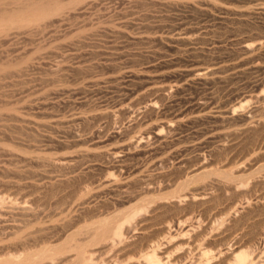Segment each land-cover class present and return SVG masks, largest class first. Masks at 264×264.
I'll return each mask as SVG.
<instances>
[{"label":"bare ground","instance_id":"obj_1","mask_svg":"<svg viewBox=\"0 0 264 264\" xmlns=\"http://www.w3.org/2000/svg\"><path fill=\"white\" fill-rule=\"evenodd\" d=\"M13 1L14 2L8 1L7 4L3 3L4 6L1 4L3 7H0V37L2 38L12 30L15 32L27 28L29 29L34 26L36 27V25L41 22L44 24L45 20L50 21V23H55L62 21L64 19L63 15L64 17L81 15L86 7L96 6L95 4L99 0ZM103 1L111 2V0ZM121 1L122 3L124 2L123 0L119 2ZM261 1L263 2V0ZM261 1L255 0L249 7H242V5L241 7H230L224 4L225 0H132L130 3H134L135 5H133L135 8H153L154 6H158V9H162L163 12H187V14L188 12H192L204 17L205 21L209 19L213 24L209 26L210 28L207 26L209 29L202 33L198 32L199 28H196V30L182 28V33L177 29L179 33L172 35L160 34L150 37L140 35L132 39L138 41L137 43L141 42L146 45L152 43L155 46H159V48L166 43L181 46L178 55L186 54L187 56H185V59H187L185 65L183 63V65H181L182 68L179 67L180 69H175V66L180 62L181 58H178L179 60L177 59L175 62H163L152 68L150 66L139 68L137 71H134L132 70L133 68L140 66L139 64L136 66L135 62H139V59L143 57L145 58V56L139 53L126 54L125 52V54H123V52L119 54L93 55V53L90 52L81 55L74 54L71 59L75 60L76 64L74 63L75 65L73 66L66 67L60 62L54 65H45L47 71L49 70L52 74L57 76L52 82L56 81V84H60L54 86V88L50 90V93L58 96L66 93L75 95L85 94V92H88L85 91L87 86L100 82H115L118 80L120 73L122 77L126 76L138 82L140 80L141 82L139 85L135 87L137 89L130 91L128 93L129 95L127 94L128 97H125L126 99H124L123 102L126 100V104L121 106L118 111L116 110L115 113L109 112L108 110L101 112L92 110L93 112L87 117H74V114L69 122L80 123L86 121L88 123H99L104 119V121L107 120L109 123L113 124L115 121H119L120 118L122 119L119 115H123L124 121L127 119L129 125L125 129H120L121 131L119 130V132L113 133V131L110 138L113 139V143L115 139L116 144L103 146L104 149H101L96 155L100 156L104 161L101 162L102 164L105 163V165H109L110 167L112 162L119 163L121 158L126 157V154L135 152H138V154L142 152L141 154H143L153 142L163 144L166 135L168 137L169 134L173 133L182 125V117L184 116L182 111L184 110L181 112L174 110L178 113H174L172 110L171 112L174 114H172V118L168 119L169 113L168 115L166 114V116L165 111L169 108L165 106L168 109L166 110L165 108V110H163L164 114L161 112L162 110L159 109L160 106L158 104L162 101H166L169 97L172 98L177 95L180 97L182 93L188 91V89L190 90V88L196 87L197 89V86L204 87V89L207 88L208 94L205 96H209L207 101L201 99L202 101L196 102L193 105V112H195L197 116L202 115L195 118L199 120L201 117H206L204 115L210 105L216 106L218 104L219 96L217 95L218 97H216V91H218V89H220V91H227L230 84L235 82L234 80L239 79L245 82V79L250 78L249 81H251V78L255 80L254 77L257 78L256 76L260 77L264 75V34L251 33L245 37H234L229 40V46L231 47L227 49L224 48L225 46H221L223 43L222 41L225 39L221 38V40L220 37L213 36L215 34L214 28L216 27L219 29V27L222 28L227 24H231L232 26L248 21V19L260 18L261 21V17L264 16V3H261ZM124 3H126V1ZM127 3L129 4L128 1ZM212 13L223 15L226 19H215V17H212ZM67 18L68 17H66V19ZM148 19H150V17ZM142 26L140 28L143 29L144 26ZM178 26L180 27L181 24H178ZM145 27L153 28L147 25ZM174 29H176V27H174ZM200 29L205 30L206 27ZM173 30L170 31L173 32ZM107 31L110 30L108 29ZM110 32L112 37L118 34L124 39L129 40V36L127 34L125 35L123 32ZM116 38H119V36ZM201 40H206L208 44L210 43L209 45H214V47L211 49L194 48L193 45H198V42ZM200 45L202 44L200 43ZM164 47H166V49L168 47L169 49V46ZM174 48L175 47H173V49ZM160 49H162V47ZM184 55L182 57H184ZM225 56L230 57L231 63L222 61V58L225 60ZM98 57L108 62H111L113 59H123L129 61L128 64H130V62L132 64H130V66L127 64L128 67H115V65L111 66L109 64L104 70L98 65L86 64ZM32 59L37 61L41 60L40 57H33ZM183 59L182 61H184ZM126 61H124L125 65L127 63ZM26 68L33 69V66H26L23 70L27 71L28 69ZM148 69L153 71L150 72L152 73L151 75L147 73ZM34 70L36 69L34 68ZM135 85H137V83ZM234 86L236 87V85ZM240 86L241 85L237 86L239 91L240 88H242ZM214 89L217 90L209 93V91ZM252 89L253 90L247 95L241 94L238 92V89H232L233 91H230V97L234 98V104H231L233 101H226L224 103L220 101L222 104H218V107L215 108H218L216 116L221 120L218 121L222 123L219 124L223 125L226 123L229 126L228 128L226 126L227 130L224 133L219 134L217 132L220 128L218 122H216L219 129H215L217 130L216 133H212L210 137L214 140L217 137H224L225 140L228 141V143H226V145L228 144L227 146L218 145L220 148L217 147L216 150H211L209 154L206 153L208 154L206 158L201 157V155L192 158H187L185 156L187 159H182L180 163L178 162V166H175L176 168L173 171L171 169L168 172L155 174L158 176L156 177V181H158L157 179L164 180V189L174 188L175 191L177 189V193L173 191V193H175L170 195L173 196L177 194L176 196L140 197L152 192L154 193L157 191L154 189L158 188H154L156 183L155 175L153 176L154 179H152L153 177L151 175V179L155 182L153 184L148 176V178L143 177L144 175L142 172V177H135L125 180V183H121V186L127 188V190L131 186H138L140 188L138 193L132 196L130 195V197H124L122 200L121 203L129 205V207L118 213L116 211V214L113 212V216L112 214L109 216L98 214L96 211L98 207L96 203L98 191H89L87 187H81L78 193L76 192L77 195L75 197L69 196L70 198L65 202L58 203L57 201L53 204L54 209L49 216H59L60 219L57 224L46 226L44 229L40 230L37 229V232L27 234L19 241H0V264H264V193L261 194L263 195L261 197H239L251 190L249 187L256 188V186H260L264 189V163L259 165L260 159L264 158V77L260 81H258L257 78V81L255 80L254 84H252ZM202 93H198L199 96L200 94L203 95ZM230 97L228 96L227 99H230ZM121 103L120 101L118 104L120 105ZM186 106H188V104ZM48 116L50 118L48 122H46L47 120H45V122H39L19 117L14 119L19 124L18 128L30 132V135H33V133L38 134L39 131L45 132L52 129L54 130L53 126H61L62 124L66 126V124L69 123L65 122L64 124L53 115L48 114ZM170 116L171 113L169 117ZM70 117L72 116H69V118ZM187 119H189V117H187ZM207 120L209 121L210 117ZM187 122L190 123V121ZM194 122L195 121H193V123ZM237 124L238 127L236 128ZM183 126L184 125H182V127ZM223 126L225 127V124ZM70 133L72 136L69 143L55 141L40 133L35 135H37L36 141L45 144L42 146L45 148L42 151H47L54 147L68 149L70 145L75 146L78 143L80 144V142L84 144L85 141L78 138V135H75L73 132ZM97 133H94L95 137L100 135H96ZM18 139L19 141L17 143L21 148L24 146L40 150L41 146H35L33 145L34 143L31 144L29 141L26 142L20 138H17V140ZM91 140L90 138V142ZM98 142H96L97 145H99ZM245 142H248V150L250 145V150L257 151L259 154L255 156V158L250 157L248 160L250 163L246 164V167L235 166L229 172L224 170L232 160V158L227 157V155H232L234 151L238 150ZM206 143L207 142H205V144ZM96 144L93 143L92 146H96ZM100 144H103L102 141ZM168 145L169 144H167V146ZM94 146L92 148H94ZM163 148L161 149V146L157 148L156 146V149L149 150L148 155L151 154L153 159L155 157L152 165L153 167L161 169L168 161H172L170 157L171 153L169 156L171 159L169 160L168 154H166L167 152L164 153L165 150L162 151ZM171 148H169V150ZM182 149L183 148H181L179 152ZM9 152L4 151L9 157L17 156V158L19 157L23 161L28 162V164H41L49 169L68 168L71 166L74 159L84 158L90 154L88 150L83 148L75 150L72 153L55 155V158L54 154L52 158L49 157L50 155H48V157L37 156L40 153L36 156L34 154V157H31L26 156L24 153L23 155H15L13 152V154H11V151ZM25 153H27V151ZM176 153L178 152L176 151ZM93 154L95 155V153ZM221 155L222 158L225 156L224 160L222 162L220 161V167L214 168L213 165L220 160ZM180 156H183V154ZM245 156H248V152H246ZM245 156L241 158L242 161ZM153 159L151 158L150 161ZM169 163L171 165V162ZM167 165L169 166V164ZM166 166L164 168H166ZM43 171L44 169L40 174L35 175V177H37V183L33 185L38 192H45V190L53 189L56 186L64 187L77 179V176L73 175L53 176L44 174ZM248 171L249 176H245V173ZM0 172H5V169H0ZM132 174L134 173L132 172ZM116 182L118 181L110 176H106L102 180L101 185L116 186L118 185ZM196 183L199 184L195 185ZM244 184L245 189H242ZM228 195L229 197H224ZM57 198L58 197H56L55 200ZM51 201H53V199ZM20 210L22 213L21 215H24V217L30 215L32 212V209L28 206L21 207ZM37 213L38 212H36L35 215ZM133 221L135 222V226H132ZM146 222L149 223L145 225ZM9 228L12 230L15 227L11 226ZM46 232H55L56 235H52L53 237L47 240L45 239ZM115 243H117L118 247L112 254L111 248ZM128 251H130V253H128ZM117 255L119 257L123 255L124 259L115 261L114 263H112L111 259L108 260L109 258L117 257Z\"/></svg>","mask_w":264,"mask_h":264},{"label":"rangeland","instance_id":"obj_2","mask_svg":"<svg viewBox=\"0 0 264 264\" xmlns=\"http://www.w3.org/2000/svg\"><path fill=\"white\" fill-rule=\"evenodd\" d=\"M8 1L14 2L13 0H0V7H3L5 3L7 4ZM119 1L120 0H111V2L110 1L104 2L103 0H99L97 2L98 4L97 3L95 4L96 6L93 5V6L86 7L81 15H74L70 17L69 16L64 17L63 15V18L65 20L63 19L62 21H58L55 23L54 22L50 23V21L45 20L44 24L41 22L37 24L36 27L34 26L29 29L27 28V29L15 31V32L12 30L8 32V34H6L4 38L0 37V169H5V172H0V241L2 242H6L8 240L9 241H19V240H22V238H24L27 234L37 232L38 231L37 229L40 230V229H44V227L46 226L57 224L60 217L59 216H56V217L49 216L54 209L53 204L56 203L57 201L58 203L65 202L67 201L68 198L75 197L79 191V188L84 187V186L87 187L89 191H93V190L98 191V194L96 195L97 196L96 203L98 206L96 208L97 209L96 211L98 214L109 215V216H111L112 214L113 216V212L114 214H116V211L118 213L122 210L127 209L129 205L121 203L122 200L124 199V197H130V195L132 196L138 193L140 188L138 186H131L127 190V188H124L123 186H121V183H125V180H128V179L140 177L142 175V172L144 175V176L142 175L143 177L148 176L149 179H151V175L153 177L155 174L157 175L159 173L168 172L171 169L173 171L178 166V164L180 163L182 159L185 160L187 158H192L194 156H200V155L201 157L206 158V156H208L211 150H214V149L216 150L217 147L220 148L219 146H225L226 143H228V141L225 140L224 137H223L224 139L222 138V136L217 137L215 138V140L210 137L212 133H216V131L219 128L220 130H218L217 133L219 134L224 133L229 126L226 123H224L225 127L223 126L224 124L223 125L219 124L221 123L220 122L221 120L217 118L216 115L218 112V108L217 109L215 108L218 107V104H222L221 102L224 103L226 101L227 102L233 101V103L231 104H234L235 102L234 98L230 97L231 96L230 91L232 89L233 90L238 89V92H240L241 94L247 95L253 90L252 84H254L255 80L257 81V78H258V81H260L264 77V75H261V76L259 75L262 78L256 76L257 78L254 77L255 80L251 78V81H249L250 78H248V79H245V82L244 80L242 81L239 79L234 80L235 82H232L230 84L229 89H227V91L221 90L222 93L225 95L221 93L220 89H218V91H216L217 89L209 91V93L216 91L217 92V93L215 92L216 97L219 96L218 97L219 101L216 106L210 105L209 109L205 112V115H204L206 116L205 118L201 117L204 122L202 121L201 118H200L201 121L200 119L199 120L195 119L196 117L202 116V115L197 116L196 113L193 112V105L194 103L200 102L202 100L207 101V98L209 97V96L205 97L208 94L207 88L204 89V87L197 86V89L196 87L190 88V90L188 89V91L182 93L180 97H178V95L172 98L169 97V99H167L166 101H162L161 103L158 104L160 106V107L158 106L159 109H161L162 110L161 112H163L164 114L163 110H165L166 107L169 108V109L166 108V110L168 109L167 110L168 112L165 111L166 112L165 115L166 114L168 115V113L170 115L171 113L170 117L168 115V119L172 118V114H174L176 111L181 112L182 110H184L182 111L184 115L182 117V120H183L182 125L184 126L182 127V125H180L181 127L179 126L178 129L176 128L177 130L169 134L170 136L168 135L167 137L166 135V138L168 139L164 138L163 144L153 142L151 146L149 145L148 150L145 151L147 153L143 152V154H141L142 152H139L138 154V152L137 153L135 152L131 154H126L125 155L126 157L123 156L125 158H121V161L123 162L121 161H120L121 163L112 162L110 164V167L109 165H105V163L102 164L101 162H104V161L100 158V156H97L96 154H98L99 151H101V149L103 150L105 145L107 146L115 145L116 140L114 139V143H113L112 142L113 139L110 137L112 136L113 133L119 132L120 129L121 130L123 128L125 129L129 125L128 124L129 121L127 119H125L124 121L123 115H119L122 117V119L120 118L121 120L119 119V121L121 122L117 120L118 122L115 121V123L113 124L109 123L107 120L104 121V119L103 120L101 119L102 121L100 120L101 122L99 123H92V122L88 123L86 121L80 122V123L78 122L70 123L69 121L73 118L74 114H75L74 117H77V116L87 117L93 111L101 112V111L108 110L109 112L115 113L116 110L118 111L121 106H124L126 104L127 101L125 100V102H123L124 99L128 97L129 95L128 93L130 91L132 90L134 91L137 89L135 87H137L141 81L139 80L138 82L135 79L133 80L126 76H123L125 78L124 79L120 73L118 80H116L115 82H109V83L100 82L98 84L89 85L90 87L87 86L85 88V91H88V92H85V94L75 95V94L66 93V94H60L58 96V95H54L50 93V90L53 89L54 86L60 85L59 83L56 84V81L52 82L55 80V78H57V76L55 74H52L49 70L47 71V69L45 68V65H48V64L54 65L60 62L63 66H66V67L73 66L76 64V61L71 59L73 58L74 54L81 55L84 53L92 52L93 55L94 54L100 55V54H113V53L119 54L123 52H124L123 54H125L126 52V54L127 53L129 54L139 53L145 56V58L143 57L139 59L140 60L139 62L138 61L135 62L136 66H138V64L140 66L133 68L132 70L134 71H137L139 68H145V67H150V66L152 68L153 66H157L158 64L160 65L163 62H175L178 58H181V59H180V62L177 63V65L175 64L176 65L175 69H180L182 68L181 65H183V63L185 65V61L187 59V58L185 59V56H187L186 54L185 55L183 54L184 57H182L183 55H178L179 49L181 50V46L171 44V43H166L164 46H169V49L171 48L172 49L169 50L168 47L166 49V47L164 46H161L162 49H160L161 47L159 48V46H155L152 43L146 45L141 42L137 43L138 41H135L132 39L139 37L140 35L150 37V36H157L160 34L172 35V34L179 33V32L182 33L183 32L182 28L195 29V30L196 28L197 29L199 28L198 32L202 33V32H205L207 29H209L210 28L209 26L213 24L209 19L208 20L206 19L205 21L204 17L198 14L196 15L195 13H192V12H188V14L187 12L186 13L184 12H179V13L178 12H165V11L163 12L162 9L160 8L158 9V6H154L153 8L152 7L150 8L149 7H136L135 8L134 6L135 4L130 3L132 0H123L124 2L126 1V3L124 2L122 3V1L121 2ZM127 1L129 2V4L127 3ZM152 1H157V0H152ZM253 1L255 0H228V1L225 0L224 4L230 7H241V5L242 7H249L251 6L250 4H252ZM260 1L261 0H259V2ZM261 3H264V0L263 2L261 1ZM181 15L185 16L186 18L182 17ZM66 17L68 18L66 19ZM149 17L150 19H148ZM212 17H215V19L216 18L226 19V17H224L223 15H219L217 13H212ZM178 24L179 25L181 24L182 27L181 26L179 27ZM142 25L144 26L143 29L140 28ZM146 25L153 27V28L152 29L149 27L146 28L145 27ZM226 26H223L222 28L219 27V29H217V27L214 28L215 34L213 36L220 37V39L221 38L225 39L222 41L223 43L221 44V46L222 47L225 46L224 48L227 49L228 47H231L229 46L230 45L229 40H231L234 37L235 38L245 37L251 33L264 34V16L261 17V21H260V18L259 19L258 18L248 19V21H244L236 25L234 24L231 26V24H227ZM174 27H176V29H174ZM205 27H206L205 30L200 29V28H205ZM108 29L112 32L120 31V32H123L125 35L127 34L129 36V40L124 39L121 35H118V34L117 36L112 37L110 34L111 32L107 31ZM177 29H179V32ZM170 30L171 31L173 30V32H171ZM12 32L14 33L11 34ZM118 36L119 38H116ZM200 43L202 45H200ZM209 44L206 40H201L198 42V45L196 44L193 46L194 48H202V49L204 48L211 49L214 47V45H209ZM173 47L176 48L174 49L176 50V52L178 51L177 53L175 52ZM148 53H151V54H148ZM33 57L34 58L40 57L41 60H38V61L33 60L32 59ZM182 59L184 61H182ZM224 59L225 60H223L222 58L223 62L225 61V63H231L230 57L225 56ZM124 61L126 60L113 59L111 62H108L98 57L96 59H93L92 61H89L86 64L98 65L103 70L109 64L111 66L115 65V67L117 66L118 67H124V66L128 67V65L130 66V64H132L131 62L130 64H128L129 61H126L127 63L125 65ZM31 65L33 66V69L26 68L28 69L27 71L23 70L26 66L29 67ZM34 68L36 70H34ZM150 72H153V71H151V69H148L147 73L149 75L152 74ZM135 82L137 83V85H135L136 84ZM234 85H236V87ZM239 85H241L240 87H242L240 88V91H239V88L237 87ZM203 90L206 92H204ZM243 92H246V93H243ZM198 93H202L203 95L200 94V96L202 97H200ZM226 93H227V96H226ZM222 95L224 96V98ZM228 96L230 97V99H227ZM197 98H199L200 100ZM120 101L122 103L119 105L118 103H120ZM186 103L188 104V106H186L187 105ZM188 107L190 110L188 109ZM177 109H179L180 111ZM171 111L174 113H172ZM188 111L191 113H189ZM48 114L53 115L56 119L60 120L64 124L65 122H69V123H67L66 126L63 124L61 126H53L54 130L52 129V130L45 131V132L39 131L38 134L40 133L42 135L48 136L54 139L55 141L69 143L71 141V136H72L70 132H73L75 135L79 136L78 138L85 141L84 144L83 142H80V144L78 143L75 146L70 145L68 149L54 147L53 149L42 151L45 149L44 147H42L45 144L39 143L38 141H36L38 134L35 133L37 134L35 135L33 133V135H30L31 134L30 132H27L25 130H20V128H18L19 124L14 119L16 117H19V118H25V119L35 120L39 122H45V120H47L46 122H48V120L50 119ZM69 116H72V117L69 118ZM186 116L189 117V119H187ZM209 117H210V120L208 121L207 119H209ZM205 119H206V122H205ZM192 120L195 122L193 123ZM187 121H190V123ZM216 122H218L219 128ZM221 126H223L224 129ZM237 127H238V124L236 128ZM93 132L94 133L98 132L96 135L100 134L98 136L99 138L95 137V134ZM17 138H20L21 140H25L26 142L29 141L31 142V144L34 143L33 145L35 146H41L42 147V148L40 147L41 151L35 148H27L24 146L21 148V146H19V144L17 143L19 141V139L17 140ZM90 138L92 139L91 142H90ZM101 141L103 143L102 145L100 144ZM96 142H98L99 145H97ZM203 142H204V145H203ZM205 142L207 143L205 144ZM248 142H245L243 145H241L238 148V150L234 151L232 155L231 154L227 155V157L232 158V160H231V163L228 165V167L225 168L224 170L229 172L235 166L246 167V164L250 163V161H248L250 157L255 158V156L259 154V152L257 151H251L250 145H249V150H248ZM93 143L96 144V146L93 145L94 148H92ZM221 143L222 144L225 143V144L222 145ZM167 144L169 145L167 146ZM156 146L157 148L161 146V149L164 146L165 147L167 146L166 149L164 147L162 151L165 150L164 153L167 152L166 154H168L169 160L172 158V161L170 160L167 163L169 164L170 167L166 164L168 167L165 165L166 168H164L165 167L164 166L161 168L162 169L161 170L160 168H156L152 166L155 157L153 159L152 155L151 154L148 155V154H149V150L156 149ZM81 148L88 150L90 154L84 158L74 159L72 161L73 164L71 163V166L65 169H49L48 167H45L44 165L43 167L41 164L39 165L35 163L28 164V162L23 161L19 157L18 159L17 156H14L15 158L9 157L4 153V151H7V152L11 151V154L14 153L15 155H23L24 153L26 156H31V157H34V154L36 156L37 154L40 153L37 156H42V157L47 156L48 157V155H50L49 157H52V158L54 154V158H55V155L57 156L59 154L69 153V152L72 153L73 151L81 149ZM169 148L171 149L169 150ZM181 148H183L182 149L183 151L181 150L179 152ZM26 151L27 153H25ZM176 151L178 153H176ZM246 152H248V156H245ZM93 153H95L96 156ZM170 153H171V156H170ZM175 154L177 155L178 159L176 158ZM182 154L184 157L180 156ZM243 156H245V158L242 161L241 158ZM151 158L153 160L150 161ZM224 158L225 156H223L222 158V155H221L220 160L217 161L213 165V167L214 168L220 167L221 165L220 161L222 162ZM169 162H171V165ZM263 163H264V158H261L259 161V165ZM111 167H115V168H111ZM43 169H44L43 171L44 174H50L53 176L73 175V176H77V179H75L73 182H71L70 184L64 187L56 186L53 189L45 190V192L44 191L38 192L34 188L35 186L33 184L37 183L36 181L37 177H35V175L40 174ZM134 170L135 171L138 170L139 173L138 171H136V174H135ZM132 172L134 174H132ZM156 175H155L156 183L154 182V180H152L154 179V177L151 179V182L153 184L155 183L154 188L158 187L157 189L153 188L154 190H157V191L154 193L152 192L150 194L142 195L140 197H173V196H176L177 194L173 196H170V195L174 194L177 191V189L176 191L174 190V188H169L167 190L164 189V186H165V184H163L164 180L157 179L158 181L160 180L158 183V181H156V177L158 176ZM247 175L249 176V171L245 173V176ZM106 176H110L116 181H118L116 182L118 183V185L116 186H112V185L107 186L103 184L101 185L102 180ZM198 184L199 183H196L195 185H198ZM244 187H245V184L242 187V189H245ZM254 188L255 187L253 188L249 187V189L251 190L245 192V194L239 197H261L263 196L261 195L262 193H264L263 187L256 186V188L255 189ZM173 191L175 192L173 193ZM54 197L55 198L58 197V198L55 200ZM224 197H229V195L224 196ZM52 199L53 201H51ZM24 206H28L32 209V212L30 213V215L25 216V217L24 215H21L22 213L20 210V208ZM39 207H40V210H39ZM36 212L38 213L35 215ZM148 223L149 222H146L145 225H147ZM11 226H14L15 228L11 230L9 228ZM132 226H135L134 221L132 223ZM8 232L10 234L12 232H15V233H12L10 235ZM46 233L47 234H45V239L47 240H49L48 238H52L53 236L56 235L55 232H46ZM116 245L117 243H115V245L111 248L112 254L118 247V245L117 246ZM128 253H130V251H128ZM110 259L112 263H114L115 261H120L124 259V257L123 255L121 257L117 255V257H112V258H109L108 260Z\"/></svg>","mask_w":264,"mask_h":264}]
</instances>
